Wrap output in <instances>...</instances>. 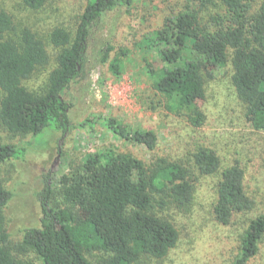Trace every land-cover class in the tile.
I'll return each mask as SVG.
<instances>
[{
    "label": "trees",
    "instance_id": "obj_1",
    "mask_svg": "<svg viewBox=\"0 0 264 264\" xmlns=\"http://www.w3.org/2000/svg\"><path fill=\"white\" fill-rule=\"evenodd\" d=\"M21 1L29 9L39 10L48 0ZM186 1L175 17L165 20L162 29L139 44L146 55L166 45L160 52L164 67L154 83L155 91L194 129H200L206 122L199 106L203 75L213 79L215 69L227 66L231 58V82L245 106L246 120L264 131V0ZM131 2L88 0L73 33L64 28L51 31L48 42L59 52L42 94L28 90L23 82L48 67L47 44L31 27L19 30L12 15L0 10V122L10 134L35 137L52 130L65 138L73 129L88 127L86 122L73 123L68 92L90 63L89 42L96 27L109 13ZM219 6L223 13L202 23L203 12ZM116 50L104 45L97 62L120 76L121 59L111 60ZM117 53L116 57L126 56L122 49ZM102 119L121 139L150 151L157 149L159 138L154 131H130L116 119ZM23 145L0 144V164L23 160L27 152ZM190 163L195 172L219 178L213 207L218 223L230 225L236 215L254 209L239 161L224 167L219 153L203 146L191 155ZM58 183L63 205H52L53 188L46 177L38 193L42 209L39 224L23 229L22 241L15 245L4 215L14 193L0 187V264H35L25 258L30 252L43 264H94L89 258L92 252L103 254L97 264L163 259L176 247L179 232L159 211L190 205L195 191L194 174L185 164L161 158L148 167L133 155L114 149L88 154L83 164L64 174ZM263 238L261 214L245 231L233 264H248L258 254Z\"/></svg>",
    "mask_w": 264,
    "mask_h": 264
},
{
    "label": "rangeland",
    "instance_id": "obj_2",
    "mask_svg": "<svg viewBox=\"0 0 264 264\" xmlns=\"http://www.w3.org/2000/svg\"><path fill=\"white\" fill-rule=\"evenodd\" d=\"M87 2L48 0L43 8L32 10L21 0H0V10L12 15L19 30L31 27L47 44L50 63L23 82L28 90L37 94L46 90L59 52L49 44L48 36L55 28L73 33ZM186 3V0H132L128 7L109 13L96 27L89 42L90 63L67 95L72 104L73 123L86 122L87 128L73 129L65 138L52 130L33 137L10 134L0 122V144L21 146L29 142L23 145L27 151L23 160L0 164V187L14 193L4 211L13 245L22 241L23 229L39 224L42 209L38 193L46 177L50 178L53 188L52 205L60 207L63 205L60 178L83 164L88 154L114 149L133 155L148 167L161 158L178 161L194 174L192 203L159 211L179 232L176 247L163 259L144 258L137 264L234 263L251 221L264 214V131L255 129L246 120L245 106L231 82V58L227 66L215 69L213 79L203 75L199 106L206 115V122L200 129H194L173 109V104L154 89L164 67L160 52L166 45L149 55L139 49L146 36L162 29L165 20L175 17ZM215 13H223V9L219 6L205 10L202 23ZM106 44L117 48L111 60L121 59L123 73L120 76L112 74L109 66L97 62V53ZM119 49L126 52L124 58L116 57ZM103 117L116 119L130 131H154L159 138L157 149L150 151L141 144L121 139L109 129ZM203 146L215 149L224 167L237 160L245 170L246 188L255 206L251 211L236 215L230 225L218 223L213 214L218 176H203L195 172L190 163L191 155ZM81 220L85 221L83 214ZM25 258L43 264L34 252ZM89 258L97 264L103 254L92 252ZM248 264H264V238L258 254Z\"/></svg>",
    "mask_w": 264,
    "mask_h": 264
}]
</instances>
